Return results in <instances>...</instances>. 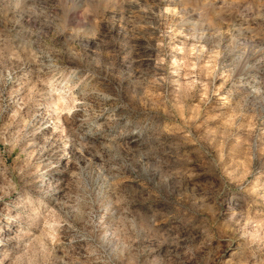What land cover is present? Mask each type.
<instances>
[{
  "label": "rangeland",
  "instance_id": "374dc122",
  "mask_svg": "<svg viewBox=\"0 0 264 264\" xmlns=\"http://www.w3.org/2000/svg\"><path fill=\"white\" fill-rule=\"evenodd\" d=\"M0 264H264V0H0Z\"/></svg>",
  "mask_w": 264,
  "mask_h": 264
},
{
  "label": "bare ground",
  "instance_id": "6f19581e",
  "mask_svg": "<svg viewBox=\"0 0 264 264\" xmlns=\"http://www.w3.org/2000/svg\"><path fill=\"white\" fill-rule=\"evenodd\" d=\"M6 237V236H5Z\"/></svg>",
  "mask_w": 264,
  "mask_h": 264
}]
</instances>
